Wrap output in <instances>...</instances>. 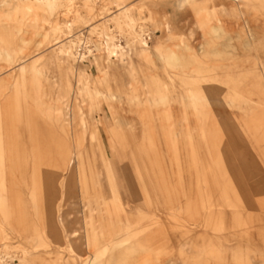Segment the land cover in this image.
Instances as JSON below:
<instances>
[{"label":"bare ground","instance_id":"bare-ground-1","mask_svg":"<svg viewBox=\"0 0 264 264\" xmlns=\"http://www.w3.org/2000/svg\"><path fill=\"white\" fill-rule=\"evenodd\" d=\"M5 1L0 0V7ZM185 1L187 0H179L181 3ZM247 1L243 0L242 5L237 8L241 9ZM259 3L264 7V0H259ZM24 5L26 8L31 5L35 12L30 19L25 20L20 16L13 22L17 32L33 26L40 17L39 11L51 14L62 11L67 15L71 10L70 0L65 3L62 0H24ZM115 6V12L108 13L110 9L105 8V11L98 14L101 16V22L98 24L88 23L89 18L80 13L76 14L77 21L86 24L89 37L94 36L95 42L102 49L104 67L100 69L102 74L98 79L90 81L81 70L75 68L70 71L64 64L66 60H85L91 65L96 64V57L89 48L88 40L83 38V35H72L70 22L67 20H57V24L63 28V39L59 42V27H52L47 36L38 29L35 30V36H46L47 43L53 46L47 56H50L53 63L51 72L53 73L55 66V71H58V82L56 81L55 86L58 88V97L53 94L51 99L40 97L41 90L47 92L52 88L51 84L41 87L38 81V76L46 74L45 70L37 68V58L29 61L18 55L11 62L15 63L16 73L22 80L17 88L20 94V102L17 103L9 82L11 73L6 75L9 69L3 70L5 66L0 64V239H8L11 238L9 235H12V238L17 239L15 248L18 250V254L12 256L3 252L10 245L4 241L3 248L0 249V264H110L109 259L114 257L115 253L126 258L138 252L142 255L133 264H147L150 253H160L169 247L168 241L164 239L166 232L155 228L158 224L163 225L162 217H151L148 211L151 204L163 203L169 204L168 209H174L171 211L173 216L171 212H167L170 216L168 224L183 229L179 238L182 243H178L180 251L189 249L188 246L186 249L184 247L186 243L189 245L193 241L194 237L189 234L194 229L189 227L187 220L179 217L184 208H181L177 201L176 207L172 205L178 189L183 187L184 175L192 179V158L188 147L192 140L195 149H199L202 156V171L209 175L206 184L211 191L206 201H210L211 208L214 209L205 211L202 226L213 227L215 231L228 230L223 234L237 238L248 235L244 223L247 215L238 211V208L248 209L246 204L251 202L249 193L242 191L243 185L246 184L245 180H241L244 177V167L234 164L230 159L232 153L235 156L241 153L238 149L240 143L236 142L240 136L230 120H224L214 114L211 105L216 102L219 105L243 107L246 114L252 112L255 107H262L261 115L251 116L248 120L242 119L240 127L246 133L250 123L252 129L260 132V138H264V99L260 97L264 90L257 78L248 81L249 75L255 77L260 72L264 74V70L243 68L239 63L224 65L222 70H219L220 66H214L204 60L209 53L215 54L218 51L217 47L207 49L206 45L210 42L207 44L206 39L204 43L200 42L201 46L197 48L186 45L185 61L190 70L177 69L164 74L154 69L156 95L153 100L148 95L150 89L147 85L146 88L144 85L139 86V93L135 92L136 87H125L121 90L122 87L114 79L111 61L119 62L121 68L127 69L131 76L135 77V72L139 75V68L145 63L144 55L149 46L150 32L142 27L144 18L141 13L145 7L142 2L135 5L118 0ZM226 11L229 15L234 13L235 9L230 7ZM220 15L211 11L206 15L204 23L202 22L203 25H208V33L214 37L227 33ZM211 20L214 21L213 24ZM243 25H248L246 19ZM115 32L125 34V46L115 41ZM246 33L250 37L251 32ZM35 41L37 46L41 44V39ZM3 55L0 48V57ZM165 56L172 64L179 59V54L173 50L167 51ZM73 74L76 78L71 82ZM210 83H219L224 88L204 85ZM7 91L11 94L8 99L5 97ZM73 93L78 102L67 117L63 105L60 106L57 102L65 103ZM254 95L257 99L253 98ZM99 96L105 101V105L109 102V105H106L109 115L112 113L111 108L115 106L112 132L107 129L106 132L108 145L121 146L122 157L115 149L112 156L117 174L101 142L99 126L104 125L105 117L100 113L103 103H98ZM161 100L169 103L166 112L155 109L152 105V102ZM84 101H87V105H79ZM124 104L128 108L127 112L131 113L130 116L125 115L122 108ZM93 113H97L98 117L91 116ZM32 115H36L45 125V134L31 124ZM20 120L25 123V134H19L14 129V122ZM167 121L169 126H172V135L170 131L168 134L164 131ZM224 137L226 143L219 145V141ZM21 138H25L27 142L18 143ZM71 146L76 148L75 154H84L87 159L89 178L87 177L88 183L86 182L85 187L88 184L91 197L89 198V195L86 202L85 199L81 202V226L67 229L63 223L70 216H74L73 212L66 210L55 216L54 207L50 203L52 187L48 181L41 178L53 176L56 184L65 188L66 179L59 173L62 168L71 173ZM80 146L82 149L77 150ZM162 146L168 148V154ZM125 158L128 159L133 184L143 195L144 206L128 205L132 204L133 200L122 173ZM44 165L52 167V172L47 173L48 171L42 168ZM17 171L29 173V179L13 178ZM171 178H175L174 182H171ZM238 178H241V181ZM199 205L197 199L187 198L185 209L188 208L189 219L196 220L195 213ZM214 206L232 207L230 218L226 219L222 209ZM191 225L196 227L197 223ZM61 236L65 243L58 242V237ZM210 236L208 233L203 241L209 243ZM179 239L177 238V241ZM238 239H235L233 244H225L220 240L221 242L218 241L214 245L216 249L212 248L210 251L217 256H221L225 251L230 252L233 264H258L252 260L251 253L260 249L253 246L244 247ZM252 241L256 242L255 237ZM95 245L103 248V255H95ZM82 248L91 250L83 258L78 253ZM38 252H44L45 255L52 252L57 254L54 258L43 259L34 257ZM62 253L65 255L61 258ZM185 257L184 264H196L195 260ZM118 261V264H131L124 258ZM259 264H264V261Z\"/></svg>","mask_w":264,"mask_h":264},{"label":"rangeland","instance_id":"rangeland-1","mask_svg":"<svg viewBox=\"0 0 264 264\" xmlns=\"http://www.w3.org/2000/svg\"><path fill=\"white\" fill-rule=\"evenodd\" d=\"M62 1L65 3L69 0ZM116 1L118 0H70L69 7L71 10L67 15L62 11L51 14L47 11L41 12L37 10L40 13V17L36 19L34 25L25 27L24 30L18 32L16 31V28H14L13 22L17 21L19 19L18 17L20 16H23V19L25 20L30 19L32 14H34L35 12L33 7L30 5L29 8H26L24 5V0H6L5 3L1 5L0 36L2 37V40H0V48L1 50H3L4 55L0 57V64L5 66L3 70L9 69V71L6 72V75H9V73H11L12 77L9 82L11 83V87L13 88V97L15 96L17 103L20 102L18 100L20 94L18 93L17 88L19 87V84L22 80L16 73L15 63L11 62L18 55H22L26 60L29 61L37 58V68L45 70L46 74L43 76H38V81L41 87H45L46 85L51 84L50 87L52 88H50V90H47V92H43L41 90L40 93L42 92V95L40 97L42 99H51L52 94L55 95V97H58V88L55 87L56 83L58 82V80H56L58 71H55V69L57 70L55 66V72H51L53 63H51L50 56H47L49 55V52H51L53 46H50V44L47 43V38H45L50 33L52 27H59L61 31H59L58 28H55L56 31H59L57 36H61L58 42L63 39V28L60 24H57V20L69 21L71 25V34L74 36L83 35V38L88 40L89 48H91L92 53L96 57V64L94 65L89 64L85 60H78L74 62L66 60L64 62L66 67L70 71L74 70L75 68L77 70H81L88 76L90 81H94V79H98L99 76H101L102 73L100 69L104 67L102 60V49L95 42L94 36L89 37L88 31L86 29V24H82L77 21L76 14L80 13L83 17L89 18L88 23L98 24L101 22V16L98 14L102 11H105V8L110 9L109 11H107L108 13L115 12ZM175 1L176 2H170V0H125V3L127 4L131 3L137 5L138 3L142 2L145 5V7L142 8L143 11L141 13L142 18H144L142 20V27L150 32V39L148 40V49L146 51V54L144 55L145 63L141 68H139V73L141 72L139 75L135 72V77L131 76L129 73H127V69L121 68L122 65L119 62L111 61L112 71L114 72V79H116L120 87H122L121 90L125 89V87H136L135 92L139 93L138 87L142 85H144L145 87V85H147L146 87L150 89L148 95H150V98L153 100V97L156 95L154 81L155 76L153 74L154 69L160 70L164 74H167L168 71L177 69H182L184 71L190 70V67L186 65L185 61L186 45L197 48L201 46L200 42L204 43L206 39H208L207 44L210 42L208 45H206L208 47L207 49L217 47L218 51L215 54L209 53V56L204 60L208 63H212V65L214 66H220L218 67L219 70H222V66L232 63H239V65L243 66V68H250L254 70L257 69L259 71L264 70V7L260 6L259 0H248L247 4L243 5L241 9H238L237 7L239 5H242L241 3L243 0H187L182 3L179 2V0ZM230 7L235 9V12L228 15L226 9ZM211 11H214V14H221L220 17L225 23L227 33H222L219 35V37H214L212 34L208 33L209 27L206 24L203 25V23L206 15ZM241 14L243 15L241 16ZM41 15L43 17H41ZM244 19H246V21L248 22L247 26L243 25ZM211 21V24H213L214 21ZM36 29L41 31V33H44L46 36H35ZM247 31L251 32L250 37L247 35ZM115 35V41L125 46L127 40L125 34L115 32ZM40 39L41 44L37 46L35 40L39 41ZM244 41L246 42L244 43ZM155 47L158 48L155 49ZM170 50H173L176 54H179V59L174 64L166 60L165 54ZM160 55L162 57H159ZM3 57L4 59H2ZM74 77L76 78V75L73 74L70 79L71 82L74 81ZM252 78H257L262 86V89L264 90V74H261L260 72V74L258 76L255 75V77L253 75H249L248 81H251ZM175 83L177 82L175 81ZM204 85H213L215 87L219 86V88L221 89L224 88V86L219 83H210ZM9 96H11V94L9 91H7L5 97L8 99ZM260 97L261 99H264V93ZM253 98L257 99L255 95L253 96ZM97 100L98 103H103L102 111L100 113L105 117V126H99V131H101L100 136L102 146L107 152V156L109 157L111 164H113L114 171L117 174V169L112 156L114 153L113 150L115 149V152H117L122 157V153L120 151L121 146L119 144L115 146L108 145V135L106 132V129L108 130V132H112V122L116 115L114 111L115 106L111 108L112 113L111 115H109L108 110L106 109V105H109V102L107 101V104L105 105V101L100 96L97 98ZM77 102L78 101L75 100L73 93L68 99H66L65 103H57L60 106L63 105L62 107H64L65 109V114L67 117H69V114L71 115V111L76 106ZM85 103H87V101L79 103V105L84 107L85 105H87ZM152 105L155 109H161L164 112L169 109V103L163 100L157 103L152 102ZM122 108L125 111V115L130 116L131 113L127 112L128 108L125 104ZM211 108L214 114L218 115L220 118L224 120H230L232 126L235 127L234 130L240 136V138L238 139V141L236 140V142L240 143L238 149L239 151L241 150V153L238 154V156H235L232 153V157L230 159L234 164L244 167V177L242 179L238 178V180L246 181V184L243 185L244 188L242 187V191H245V193H249L248 198L251 199V202L246 204L248 209L238 208V211H241V213L247 215L244 223L246 225L245 227L248 229V235L238 236V239L234 235L228 236L226 235L227 233L223 234L228 230H225V232L224 230L223 232L215 231L213 227L211 228L202 226V219L204 217L205 211L213 209L211 208L210 201H206L211 191V189L206 184V181L209 179V175L207 172L205 173L202 171V156L199 149H195L196 147L192 143L193 140L191 142L189 140L190 143L188 147L191 153L193 168V171H191L192 179L188 175H184L183 187L178 189L179 192L177 194L176 200H173L172 206L176 207V205L179 203L180 207L184 208V212H182L179 217L187 220V224L189 225V227L194 229V231L189 234L191 235L190 237H194L193 241L190 242L189 245H187L186 243L184 247L186 249V247L188 246L189 249L180 251L178 243H182L179 238L181 236L180 232L182 233L183 229L171 227L168 224V222L170 221V216L167 215V212L169 213L172 210L174 211V209H168V207L170 206L167 203L159 205L151 204L148 207V211L152 215L150 216L155 217L159 215L160 217H162L161 223L163 225L158 224V226L156 225L155 228L163 229L166 232L164 234V239L168 241L167 244L170 248L166 247V250L160 253H150V258L147 264H184L183 260L185 256H187L185 258L195 260L196 264H233L231 261L230 252L225 251L221 253V256H217L214 252H212V254L210 249H216L214 245L217 244L218 241L225 242V244H233L235 242V239H238V242L244 247L253 246L256 249H260V251L258 252L251 253L252 260L258 264L264 261V138H260V132L252 129L250 123H248L249 127L246 130V133L242 131L240 127L242 119L248 120L251 116L261 115L262 107H255L252 112L247 114L243 107L241 108L235 105H219L216 102H213ZM92 115H96L98 117L97 113H93L91 114V116ZM32 118V122L30 121L31 124L37 127L40 132L45 134V125L39 119H37L36 115H32ZM165 125L166 128L164 131H166L167 134L170 131V135H172L173 131L170 130L172 129V126H169L168 121ZM14 126V129L17 133H26V126L24 121L20 120L19 122H14ZM225 137L224 139L219 141V145L226 143ZM19 141L20 143L27 142L25 138L19 139L18 143ZM70 149L72 150L70 154L72 158L69 161V164H71V173L65 172L64 168H62V171L59 173L66 179L65 188H61L58 184H56L55 177L53 176H51V178H49V176H43L41 178V180L43 181H48L50 183V186L52 187L51 189L53 192L51 195L50 203L54 207L55 216L57 217L58 214H62V212L66 210L73 212L72 215L74 214V216H70L63 223L64 227L67 229L81 226L82 218L79 215V212L82 209L83 205V203L81 202L83 199H85V201H83L86 202V199H88L89 195V198L91 197V191L90 189H88V184L87 187H85L86 182L88 183L89 178L87 172V159L85 158L84 154H75L74 151L76 150V148L73 149V147L71 146ZM81 149V146L80 148H77V150ZM162 149L165 150L167 154L169 153L167 147L164 148V146H162ZM124 155H126V153L123 154V157ZM123 165L125 166L122 171L123 177L125 182L127 183L129 191L132 193L133 200L132 204L130 203L128 205L130 207L133 205L144 206L143 195L140 192V189L133 184V179L128 168L127 158L123 159ZM42 168L44 170H47V173L52 172V167L44 165ZM50 168L51 170H49ZM187 173L189 174V172ZM13 178L20 180H22V178L29 179V173L27 174L24 173V171H17L14 173ZM174 180L175 178H171V182H174ZM219 180H221V178ZM23 196L25 195L23 194ZM187 198H190L191 200L197 199L200 202V205L197 207V212L195 211V218L197 221L189 219L188 208L187 210L185 209ZM176 201L178 203H176ZM214 208H221V212L225 214L226 219L230 218V215L233 211L231 209L232 207L230 206H214ZM171 215L173 216V212H171ZM97 220L98 218L96 219V221ZM193 223H197V226L193 227L194 225H191ZM208 233L211 235L209 243L203 241L205 237H207ZM9 237L11 238L3 240L0 239V249L3 246L2 243L4 241L9 242L10 245L3 252H7L8 255L11 256L17 255L18 250L15 248L17 239L12 238V235H9ZM254 237L256 242L252 241ZM177 238L179 239V241H177ZM58 242L65 243L64 238L62 236L58 237ZM176 250L177 253H175ZM90 251L91 250L89 249L85 250L84 248H82L78 253L81 255V258H83L87 256ZM94 251H96L95 255L98 257L99 254L103 255L105 252L103 251V248L100 247V245L94 247ZM186 251L188 252V254ZM56 254L57 253L52 252L50 254L46 253L45 255L44 252H38L34 254V257L37 256L43 259H51L54 258ZM116 254L117 253L113 254L114 257L112 256L109 259L110 264H118V260L123 258L128 263L133 264L140 257V255H142L138 252L135 254H131L132 256H127L129 258H125L120 257L118 254ZM177 254L179 255V257ZM63 255H65V253L60 254V257H63ZM153 256L155 257V259ZM13 262L16 261L13 260Z\"/></svg>","mask_w":264,"mask_h":264},{"label":"crops","instance_id":"crops-1","mask_svg":"<svg viewBox=\"0 0 264 264\" xmlns=\"http://www.w3.org/2000/svg\"><path fill=\"white\" fill-rule=\"evenodd\" d=\"M171 1H172V2H176L175 0H170V2H171Z\"/></svg>","mask_w":264,"mask_h":264}]
</instances>
